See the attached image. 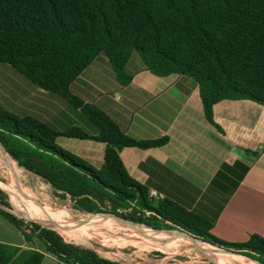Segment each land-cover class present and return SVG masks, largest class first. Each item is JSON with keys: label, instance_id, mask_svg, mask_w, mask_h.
<instances>
[{"label": "trees", "instance_id": "trees-1", "mask_svg": "<svg viewBox=\"0 0 264 264\" xmlns=\"http://www.w3.org/2000/svg\"><path fill=\"white\" fill-rule=\"evenodd\" d=\"M133 55L154 74L194 78L212 123L213 106L222 99L248 98L264 105V0H0V62L79 107L97 126L95 134L77 125L59 131L0 102V141L21 165L49 182L56 196L70 197L76 208L109 212L156 229H179L264 259L263 236L254 235L243 244L220 241L210 233L208 221L169 198L156 199L128 173L121 148L161 146L166 137L133 138L106 111L72 91L74 81L100 56L128 84L132 75L126 66ZM60 135L104 142L102 166L62 147ZM2 192L0 202L7 204ZM0 212L21 227V220L1 207ZM39 237L42 250L0 242V264H41L43 250L66 264H124L67 242L48 228H41Z\"/></svg>", "mask_w": 264, "mask_h": 264}, {"label": "crops", "instance_id": "crops-1", "mask_svg": "<svg viewBox=\"0 0 264 264\" xmlns=\"http://www.w3.org/2000/svg\"><path fill=\"white\" fill-rule=\"evenodd\" d=\"M0 64L60 102L52 119L18 111L0 101L6 108L33 115L59 131L77 125L97 133V126L79 107L36 86L10 65ZM126 70L132 79L123 84L108 58L100 56L74 81L72 91L106 111L133 138H167L161 146L121 148L119 154L128 173L150 192L161 194L156 199L169 198L208 221L210 233L220 241L243 244L254 235L264 237V105L248 98L222 99L213 106L212 123L205 116L194 78L154 74L137 55L128 61ZM57 142L95 167L102 166L104 142L66 135L58 136ZM8 223L24 236L0 212V229L4 231H0V242L33 248L23 241H8ZM244 252L261 261L258 254Z\"/></svg>", "mask_w": 264, "mask_h": 264}, {"label": "rangeland", "instance_id": "rangeland-1", "mask_svg": "<svg viewBox=\"0 0 264 264\" xmlns=\"http://www.w3.org/2000/svg\"><path fill=\"white\" fill-rule=\"evenodd\" d=\"M0 101L12 106L18 111L34 112L50 119L53 118L54 108L60 105V102L54 100L47 92L36 89L9 66L2 64H0ZM2 165L3 161L0 159V167ZM19 171L22 175L27 177L26 185L32 188H34L35 185L40 186L46 196L53 200L55 204L61 206L68 214L76 215L77 213L83 218L93 220L95 223H99L102 226L110 225L113 228L110 231H103L94 237L88 238L85 235L82 236V234L76 230L69 229L70 231H67L68 229L49 222L45 218L44 205H34V202L29 197V192H25L24 189L22 190V194H18L17 191L9 185L5 172L0 169V191L2 192L3 190L5 193L2 192L7 202V204H2L0 202V207L22 221L21 227L18 228L20 230H25L30 235L28 238L33 242L27 241L24 236L18 233V229L11 223H8L11 224L9 231L5 232V237L8 241H13L14 243L23 241L28 246L33 245L38 249H44L42 240L39 237V232L41 228H48L61 235L67 242L89 247L105 258L117 260L124 264H264V259H261V261L254 260L246 253L232 248L224 247L225 251L235 254L233 255L235 260L223 261L218 258L206 256L200 249L196 250V246L188 248L178 241L158 242L152 239L140 238L137 236V232L130 233L127 229L131 225H136L139 228L157 231L159 234L162 231L155 230V228L145 223L134 222L109 212L87 210L85 212L82 208H76L74 201H72L70 197L61 199L56 196L53 192L52 185L42 177L37 176L23 167H19ZM90 213L96 215L110 214L119 219L101 220ZM53 218L55 219V216H53ZM36 224L40 227L37 228ZM161 230L168 232L177 231L200 243H207L206 240L196 238L192 234L179 229ZM0 231L4 232L2 229H0ZM41 264L66 263L50 255L43 257Z\"/></svg>", "mask_w": 264, "mask_h": 264}, {"label": "bare ground", "instance_id": "bare-ground-1", "mask_svg": "<svg viewBox=\"0 0 264 264\" xmlns=\"http://www.w3.org/2000/svg\"><path fill=\"white\" fill-rule=\"evenodd\" d=\"M0 159L3 161V165L0 167L3 170L8 178V183L12 186L18 194H22V190L25 192H29L30 199L34 202V205L40 206L43 204L45 207V218L49 222H52L60 227L68 229L76 230L82 234V236H87L88 238L96 236L98 233H102L103 231H110L113 227L110 225L102 226L99 223H95L93 220H89L87 218H83L79 214L70 215L68 214L61 206L55 204L53 200L46 196L45 192L40 186L35 185L34 188L26 185L27 177L22 175L19 171V166L17 161L12 158L6 151L0 146ZM55 216V219L53 218ZM129 227V226H128ZM64 229V230H65ZM128 232L135 233L137 232V236L140 238L152 239L158 242L164 241H178L183 243L186 247H197L200 249L203 254L209 256L210 258H218L223 261L235 260L234 253L226 251L223 252L217 246L208 244V243H200L195 239H191L185 236L184 234L177 231H162L160 234L157 231L139 228L136 225H131L128 229ZM72 233V232H71ZM212 246V247H211Z\"/></svg>", "mask_w": 264, "mask_h": 264}, {"label": "water", "instance_id": "water-1", "mask_svg": "<svg viewBox=\"0 0 264 264\" xmlns=\"http://www.w3.org/2000/svg\"><path fill=\"white\" fill-rule=\"evenodd\" d=\"M0 146L4 149V151H6L7 152V154H9L12 158H14L8 151H7V149L5 148V146L2 144V142L0 141ZM15 159V158H14ZM16 160V159H15ZM17 161V163L20 165V166H22L23 168H25L26 170H28L24 165H21L20 163H19V161L18 160H16ZM30 171V170H29ZM32 172V171H31ZM34 173V172H33ZM34 174H36V173H34ZM37 176H40V175H38V174H36ZM41 177V176H40ZM155 230H161V229H156L155 228ZM207 243L208 244H211V245H214V246H217V247H219L222 251H225V249H224V247L222 246V245H217V244H214V243H212V242H208L207 241ZM226 252V251H225Z\"/></svg>", "mask_w": 264, "mask_h": 264}, {"label": "built area", "instance_id": "built-area-1", "mask_svg": "<svg viewBox=\"0 0 264 264\" xmlns=\"http://www.w3.org/2000/svg\"><path fill=\"white\" fill-rule=\"evenodd\" d=\"M150 194L152 195V196H154V197H161V194H159L157 191H155V190H152L151 192H150Z\"/></svg>", "mask_w": 264, "mask_h": 264}]
</instances>
